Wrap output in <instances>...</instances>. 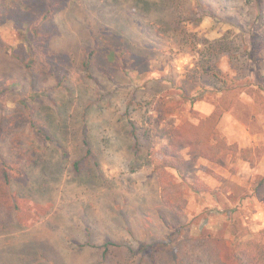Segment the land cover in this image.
I'll list each match as a JSON object with an SVG mask.
<instances>
[{
    "label": "rangeland",
    "instance_id": "1",
    "mask_svg": "<svg viewBox=\"0 0 264 264\" xmlns=\"http://www.w3.org/2000/svg\"><path fill=\"white\" fill-rule=\"evenodd\" d=\"M263 29L264 0H0V264H235L264 231ZM183 121L236 154L182 151L175 211L150 154Z\"/></svg>",
    "mask_w": 264,
    "mask_h": 264
},
{
    "label": "trees",
    "instance_id": "2",
    "mask_svg": "<svg viewBox=\"0 0 264 264\" xmlns=\"http://www.w3.org/2000/svg\"><path fill=\"white\" fill-rule=\"evenodd\" d=\"M51 14L52 9L48 8L45 12L44 19L48 20L47 18ZM33 32L36 34L37 29L34 28ZM37 50H39V48H37ZM35 53L36 52L33 51L34 55ZM9 55L24 65L27 70L32 68L33 58L26 61L23 56L19 55L14 50H11ZM52 55L54 56V54ZM92 56L93 51L90 50L82 59L81 65L86 72L91 70ZM249 92L252 93L253 90ZM24 106L26 109L29 108L26 104H24ZM161 120V116H159L151 122V124L159 126ZM130 127L132 129V136L136 140V146H138V139L134 134L136 129L135 124L130 123ZM33 128L43 142L50 143L54 141L46 130L41 127H36V125H33ZM3 132H5V129L0 125V137ZM166 132L169 136L168 142L164 144L160 150L156 152L152 151L150 154L152 156L151 164L159 181L160 195L163 203L171 209L179 211L185 206L182 185L175 180V177L169 169L175 171L180 169L183 163L181 152L186 150L189 155H198L200 158L207 161L216 162L228 156H234L236 154V147L233 144H229L215 127L207 128L203 121L199 124L183 121L176 127L166 128ZM83 146L85 149L83 157L72 163V171L75 174H80L84 162L92 158L90 145L85 138L83 139ZM157 156L159 158H157ZM10 171H12V169L7 167L0 155V202H3V204L10 200L12 201L10 195L4 194L5 188H8L12 182ZM18 173L22 174L21 170H19ZM110 245V243L104 245L106 253ZM230 259L235 264H264V231L260 232L257 237L240 240L234 243L230 250Z\"/></svg>",
    "mask_w": 264,
    "mask_h": 264
}]
</instances>
